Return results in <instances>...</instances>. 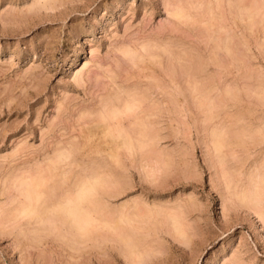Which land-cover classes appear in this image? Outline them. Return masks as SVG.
Here are the masks:
<instances>
[{
    "label": "rangeland",
    "instance_id": "374dc122",
    "mask_svg": "<svg viewBox=\"0 0 264 264\" xmlns=\"http://www.w3.org/2000/svg\"><path fill=\"white\" fill-rule=\"evenodd\" d=\"M192 2L0 0V264H264V0ZM49 167L47 202L104 180L96 231L8 217Z\"/></svg>",
    "mask_w": 264,
    "mask_h": 264
},
{
    "label": "bare ground",
    "instance_id": "6f19581e",
    "mask_svg": "<svg viewBox=\"0 0 264 264\" xmlns=\"http://www.w3.org/2000/svg\"><path fill=\"white\" fill-rule=\"evenodd\" d=\"M46 2H48V1H50V0H45ZM223 1V0H222ZM230 1V0H229ZM190 1H188V3H189ZM191 2H192V0H191ZM193 3V2H192ZM192 3H190V4H192ZM256 3H258V2H256ZM262 3V2H261ZM179 4V3H178ZM196 4V3H195ZM198 5V4H197ZM201 5V4H200ZM181 6V5H180ZM188 6H189V4H188ZM196 6V5H195ZM194 6V7H195ZM199 6V5H198ZM218 6H219V4H218ZM197 7V6H196ZM180 8H182V7H180ZM178 9L177 8V10H176V12H175V15H177V16H183V14L184 13H182V9ZM219 7H217V9H218ZM245 8V7H244ZM248 9H249V7H247ZM246 8V9H247ZM191 9V8H190ZM245 9V10H246ZM244 10V9H243ZM244 10V11H245ZM258 10V12L260 11L259 9H257ZM183 11L185 12V9H183ZM242 11V10H241ZM246 11H248V10H246ZM211 12V11H210ZM243 12V11H242ZM255 12H257V11H255ZM252 14V13H251ZM185 15V14H184ZM248 15V14H247ZM192 17V16H191ZM256 17V16H255ZM186 18H187V20H188V17L186 16ZM220 19H222V18H220ZM251 19V18H250ZM218 20V19H217ZM253 22V21H252ZM144 45V44H143ZM147 46V45H146ZM148 48H149V46H148ZM147 48V49H148ZM127 49V48H126ZM144 49H146V47L144 48ZM130 50V49H129ZM138 53V52H137ZM130 54V53H129ZM132 54H133V52H132ZM135 54V53H134ZM142 54V53H141ZM137 55V54H136ZM130 56H131V54H130ZM152 59H154V58H152ZM86 65V64H85ZM81 70H82V68L81 69H78V70H76L77 72H76V76L79 74V73H82L81 72ZM80 75V74H79ZM78 75V76H79ZM75 76V77H76ZM79 78V77H78ZM77 78V79H78ZM133 95V94H132ZM132 95H130V96H132ZM140 97V96H139ZM207 97V96H206ZM211 99V98H210ZM139 100H141V97H140V99ZM204 100V99H203ZM209 100V99H208ZM111 102V101H110ZM117 102V101H116ZM120 102V101H119ZM205 102H206V100H205ZM208 102V101H207ZM136 103V102H135ZM142 103V102H141ZM122 104V103H121ZM138 104V103H137ZM202 104V103H201ZM208 105H209V103H207ZM211 104H213V103H211ZM108 105V104H107ZM110 105V104H109ZM106 106V105H105ZM122 107V108H121ZM138 106L137 105H133V103L131 104L130 103V101H126L124 104H123V106L121 105L120 106V108L119 107H117V106H115V107H111L110 108V106H109V108L106 110V111H108V114H110V113H112L111 115H115V117L113 116H110V117H112L113 119H115V120H117V118L116 117H118V116H116V114H118L119 113V116H121L120 114L122 113V112H127V111H132L134 108L136 109ZM208 107V106H207ZM104 108V107H103ZM105 109V108H104ZM110 109L112 110L111 112H110ZM134 109V110H135ZM105 111V110H104ZM105 111V112H106ZM213 111V110H212ZM104 112V113H105ZM133 112V111H132ZM135 112H136V110H135ZM124 113H122V114H124ZM132 114V113H131ZM105 115H106V113H105ZM126 115V114H125ZM130 116V115H129ZM109 117V116H108ZM119 118V117H118ZM114 120V121H115ZM118 120H120V118L118 119ZM139 120H140V118H139ZM106 120L104 119V122H105ZM108 122H109V120H107ZM123 120L121 119V122H122ZM101 122V121H100ZM103 122V123H104ZM111 122V121H110ZM120 122V121H119ZM118 122V123H119ZM133 122H134V120H133ZM140 122V121H139ZM144 122H145V120H144ZM123 123V122H122ZM145 123H147V121L145 122ZM105 124V123H104ZM150 124H151V122H150ZM98 125H99V123H98ZM108 125V124H107ZM114 124H110L109 123V125H108V128H107V126L106 125H104L108 130L107 131H109V132H112L111 130H112V128L111 127H109V126H113ZM147 125H148V123H147ZM152 125V124H151ZM151 125H148V126H151ZM103 126V125H102ZM117 126V125H116ZM119 126V125H118ZM121 126V125H120ZM119 126V127H120ZM141 126V125H140ZM115 127V125L113 126V129H115L114 128ZM119 127H117V129L119 128ZM150 129H151V127H149ZM148 128V129H149ZM98 129V128H97ZM111 129V130H110ZM116 129V131H114V132H112V133H115V132H121V129H122V127H120L118 130ZM124 129V128H123ZM106 130V129H105ZM104 130V133H103V135L105 134V133H107L106 131ZM136 130V129H135ZM222 130V129H221ZM124 131V130H123ZM126 131H129L130 132V130L128 129V130H126V128H125V132ZM131 131H132V129H131ZM226 131V130H225ZM89 132V131H88ZM93 133H94V131H92ZM123 133L122 132V134L124 135V134H127V133ZM143 133V132H142ZM229 133V132H228ZM253 133V132H252ZM258 133V132H257ZM264 133V132H263ZM118 134V133H117ZM121 134V133H120ZM120 134H118L117 136L118 137H120L121 135ZM150 134H152V133H150ZM222 134H224V133H222ZM255 134V133H254ZM90 135V134H89ZM96 135V134H95ZM100 135H101V133H100ZM106 135V134H105ZM112 135V134H111ZM114 135V134H113ZM112 135V136H113ZM120 135V136H119ZM220 135V134H219ZM218 135V136H219ZM226 135V134H225ZM253 135V134H252ZM257 135V134H256ZM108 136H110L109 134H108ZM116 136V135H115ZM125 136V135H124ZM154 136H156V135H154ZM217 136V137H218ZM260 136V135H259ZM262 136V135H261ZM91 137V136H90ZM93 137V136H92ZM100 137H102V136H100ZM111 137V136H110ZM130 137V136H129ZM128 137V138H129ZM147 136L146 135H140V137H136V140L139 142V144H141V143H143L144 144V142H148V141H145V140H148L147 138H146ZM224 137H226V136H223V138ZM89 138V137H88ZM106 138H107V136H106ZM123 138V137H122ZM94 139H95V137H94ZM114 139V138H113ZM121 139V138H120ZM124 139V138H123ZM156 139H157V136H156ZM256 139V138H255ZM91 140H93L92 138H91ZM99 140H100V138L98 137L97 138V140L95 141L96 143L97 142H99ZM109 140V139H108ZM114 140H116V139H114ZM119 140V139H118ZM117 140V141H118ZM130 140H134V142H136L135 141V139H130ZM155 140V139H154ZM89 141L90 140H88L87 141V143H89ZM107 141V140H106ZM105 141V142H106ZM112 141V140H111ZM111 141L109 140V142L111 143ZM119 141H122V140H119ZM150 141V140H149ZM94 142V141H93ZM102 142V141H101ZM105 142H102V144L104 143L105 144ZM113 142V141H112ZM126 142V141H125ZM130 142V141H129ZM129 142H127V143H129ZM134 142H130V143H134ZM137 142V143H138ZM153 142V141H152ZM119 143V142H118ZM117 143V144H118ZM121 143V142H120ZM120 143H119V145H120ZM150 143H151V141H150ZM116 144V145H117ZM121 144H123V141H122V143ZM149 144V143H148ZM154 144V143H153ZM89 145H90V143H89ZM92 145V144H91ZM106 145V144H105ZM108 145H109V143H108ZM128 145V144H127ZM130 145V144H129ZM134 145V144H133ZM133 145H131L130 146V148L132 147L133 148ZM138 145V144H137ZM217 145H220V146H222V143L220 142V141H218V144ZM228 145V144H227ZM95 146H96V144H95ZM94 146V147H95ZM114 146V145H113ZM122 145H120V147H121ZM142 146H144V145H142ZM145 146H146V144H145ZM148 146V145H147ZM146 146V147H147ZM224 146V145H223ZM97 147V146H96ZM118 147V146H117ZM120 147L118 148V149H120ZM123 147H124V145H123ZM135 147V146H134ZM225 147V146H224ZM116 148V147H115ZM114 148V149H115ZM128 148V147H127ZM131 148V149H132ZM141 148V147H140ZM219 148H221V147H219ZM109 149V148H108ZM110 149H111V147H110ZM67 150V149H66ZM72 150V149H71ZM116 151H117V148L115 149ZM58 151V150H57ZM129 151H131L130 149H129ZM138 151H139V149H138ZM142 151V150H141ZM60 152V151H59ZM71 153V151H70V148H68V152L67 151H65L64 152V150H62L60 153L61 154H59V160L61 159L62 160V158L64 157V159H63V161L65 160V159H67L68 158V156L70 155V153ZM73 152V151H72ZM118 152H119V150H118ZM126 152V151H125ZM140 152V151H139ZM138 152V153H139ZM221 152H222V150H221ZM74 153V152H73ZM131 153V152H130ZM69 154V155H68ZM72 154V153H71ZM111 154V153H110ZM114 154H116V152L114 153ZM113 153L111 154V155H114ZM219 154V153H218ZM58 155V154H57ZM63 155V157L62 158H60V156H62ZM73 155V154H72ZM72 155L70 156V157H72ZM118 155H119V153H118ZM143 155V154H142ZM54 156H56V155H54ZM67 157V158H66ZM76 157V156H75ZM114 158H117L118 156H113ZM54 158V157H53ZM52 160V159H51ZM55 160H56V158H55ZM58 160V159H57ZM56 160V162L54 161V163H55V165H56V163H57V165L59 164L60 165V161H57ZM62 161V162H63ZM66 161V160H65ZM222 161V160H221ZM64 163V162H63ZM52 164H53V162H52ZM54 165V164H53ZM53 165H52V168L51 169H53L54 167H53ZM59 165L57 166V167H59ZM67 165V164H66ZM146 165H147V163H146ZM51 167V166H50ZM50 167L48 168V170L50 169ZM98 168V167H97ZM56 170H57V168H55ZM147 169V168H146ZM37 170V169H36ZM39 170H41V169H39ZM90 170V169H89ZM55 170H52V172H54ZM150 171V170H149ZM31 172V171H30ZM36 172V171H35ZM43 172H45V171H43ZM43 172L42 173H40V175H39V173L38 174H34V173H29V174H27L26 176H22V178L21 179H19V183H18V185H19V190H21V194L22 195H24L23 197H24V199L22 200L21 199V201H20V203H18L19 201H16V198L14 199V201L15 202H17V203H15V205L14 206H17V207H15V210H13V208H12V212L10 213L11 215L10 216H8L9 218L11 217V216H13L14 214H15V216H13V217H18V216H23V217H26V218H37L38 220H39V222L38 223H40L41 224V222L43 223V222H45V223H47V224H45L46 225V227L48 226V225H51V224H53V226H54V224L55 223H53V222H55V217L56 216H54L55 215V213H60L61 215H63V217H61V218H65L68 222H70L74 227H75V229L79 232V234H82V235H87L93 228H95V226H96V228L98 229V227L100 226V218L98 217V215H97V209H96V203L98 202H95V200L94 199H96L94 196H96V195H98V193H97V191L99 190V188L100 187H98L99 185H103V181H102V178L100 177V175L98 176V175H96V173H94V174H90V175H88V177H83V179L82 178H80L79 179V181H78V183L76 184V182L74 183L75 185L74 186H72V189L70 190V191H67V193L66 192H64V195L62 196V197H60L58 200H57V202H55L54 203V201H55V199L56 198H54V201H53V203L52 202H47V195H46V193L48 194V190H47V192H46V187H48L47 185H46V183H48L49 181L48 180H50V178H52L54 175H53V173L49 170V173H48V175H46L45 176V174L43 175ZM55 173V172H54ZM99 173V172H98ZM101 173V172H100ZM99 173V174H100ZM104 173V172H103ZM52 174V175H51ZM79 174V173H78ZM107 174V173H106ZM51 175V176H50ZM65 175V174H64ZM111 175V174H110ZM48 176V177H47ZM63 176V175H62ZM104 176H106V175H104ZM108 176V175H107ZM151 176H153V175H151ZM259 176V175H258ZM257 176V177H258ZM261 177V179L264 181V172H263V174H261L260 175ZM80 177H82V176H80ZM49 178V179H48ZM62 179V178H61ZM77 179V178H76ZM113 179V178H112ZM259 179V178H258ZM7 181V180H6ZM46 181H48V182H46ZM115 181V180H114ZM255 181H257V178H256V180H254V182ZM262 181V182H263ZM116 182V181H115ZM260 181H258V183H259ZM260 183V184H262L263 185V183ZM111 183H113V182H111ZM257 183V184H258ZM115 184V183H114ZM255 184H256V182H255ZM255 184H253V186H254V188L256 187V185ZM45 185H46V187H45ZM117 185V184H116ZM258 187H259V184L257 185ZM52 187H54V186H52ZM250 187V186H249ZM263 187H264V185H263ZM263 187H260L261 189H263ZM49 188V187H48ZM58 188V187H57ZM248 188V187H247ZM17 189V188H16ZM69 189V188H68ZM256 189V188H255ZM51 190H52V188H51ZM103 190V189H102ZM241 190V189H240ZM248 190H249V188H248ZM264 191V190H263ZM51 192H53V191H51ZM240 192V191H239ZM97 193V194H96ZM249 193H252V195H253V197H255V196H257L258 197V199H259V201L260 200H262L264 197H261L260 198V194H262V190H261V192L259 193V191L258 190H254V189H252V190H249ZM264 193V192H263ZM49 194H51L50 192H49ZM242 194L244 195V198H240V199H246L245 197L248 195L247 194V190H246V193L243 191L242 192ZM54 195V194H53ZM239 195L241 196V194L239 193ZM238 195V196H239ZM262 196V195H261ZM57 197H59V196H57ZM243 197V196H242ZM18 198H20V196L18 195ZM18 198H17V200H18ZM51 199V198H50ZM257 198H255L254 199V201L253 202H256L255 204L256 205H258V206H260L261 207V204L259 205V203H261V201L258 203V200H256ZM48 200H49V198H48ZM53 199H51V201H52ZM238 200V199H237ZM250 200V199H249ZM256 200V201H255ZM264 200V199H263ZM14 201H12V203L14 202ZM50 201V200H49ZM99 201H100V199H99ZM252 201V200H251ZM250 201V202H251ZM137 202V201H136ZM264 202V201H263ZM47 203H50V206L49 205H47ZM52 203V204H51ZM243 203V202H242ZM245 203V202H244ZM17 204V205H16ZM44 204H46V205H44ZM11 205V204H10ZM252 205V204H251ZM264 205V204H263ZM263 205H262V208H263ZM99 206V205H98ZM102 206V205H101ZM258 206H256V207H258ZM260 207H259V209H260ZM5 208V207H4ZM7 208V207H6ZM5 208V209H6ZM98 208V207H97ZM103 208V207H102ZM123 208V207H122ZM131 208V207H130ZM133 208H135V207H133ZM132 208V209H133ZM261 208V209H262ZM4 209V210H5ZM126 210H127V208H125ZM138 209V208H137ZM136 209V210H137ZM51 212H50V211ZM263 210V209H262ZM261 210V211H262ZM0 211H1V209H0ZM11 211V210H10ZM9 211V212H10ZM13 211H15V213L13 214ZM49 211V212H48ZM53 211V212H52ZM98 211H101V209L100 210H98ZM131 211V210H130ZM134 211V210H133ZM151 211V210H150ZM50 214V219H48L49 217H47V216H45L44 217V215H48V213ZM264 212V211H263ZM3 213V212H2ZM2 213H0V214H2ZM53 215H52V214ZM99 213V212H98ZM115 213V212H114ZM126 213L129 215V212H127L126 211ZM139 213V212H138ZM173 213V212H172ZM4 214V213H3ZM101 214H102V212H101ZM100 214V215H101ZM124 216H125V214L124 213H122ZM137 214V213H136ZM140 214V213H139ZM149 214V213H148ZM174 214V213H173ZM6 215V214H5ZM9 215V214H8ZM108 215V214H107ZM128 215H126L125 217H127ZM135 215V214H134ZM133 215V216H134ZM141 215V214H140ZM54 216V219H52V217ZM105 216H106V214H105ZM130 216V215H129ZM128 216V217H129ZM131 216H132V214H131ZM136 216H138V214L136 215ZM151 216V215H150ZM260 216H261V214H260ZM7 217V218H8ZM13 217H11V218H13ZM20 217H19V219L17 218V221L16 222H18L19 220L21 221V220H25L24 218L22 219V217H21V219H20ZM101 217H103V218H105L103 215H101ZM107 217V216H106ZM114 217V216H113ZM122 217V216H121ZM143 217V216H142ZM264 217V216H263ZM61 218H59V219H61ZM111 218H112V216H111ZM119 218V217H118ZM133 218V217H132ZM135 218V223L136 222H139V220H137V217H134ZM141 218V217H140ZM148 219H149V217H147ZM53 221H52V220ZM64 219V220H65ZM124 220H126L125 218H123ZM139 219V218H138ZM5 220H7V219H5ZM9 220V219H8ZM35 220V219H34ZM38 220H36V222L34 223V224H37V227H38V223H37V221ZM45 220H49L48 222L49 223H51L50 222V220L52 221V223L51 224H49L47 221H45ZM62 220V219H61ZM104 219H102V221H103ZM114 220V219H113ZM116 220V219H115ZM137 220V221H136ZM11 221V220H10ZM12 221H15L14 220V218L12 219ZM31 221V220H30ZM30 221L28 220V222L30 223ZM63 221V220H62ZM100 221V222H99ZM105 221V220H104ZM107 221V220H106ZM111 221H112V219H111ZM130 221V220H129ZM129 221H128V224H129ZM141 221V220H140ZM34 221L32 220V223H33ZM67 222V223H68ZM99 222V223H98ZM113 222V221H112ZM127 222V221H126ZM125 222V223H126ZM131 222H132V220H131ZM178 222H179V220H178ZM61 223V222H60ZM59 223V224H60ZM67 224L65 221H63L62 222V224ZM104 223V222H103ZM105 223H107V222H105ZM118 223V222H117ZM124 223V222H123ZM124 223V224H125ZM133 223V222H132ZM141 223V222H140ZM58 224V225H59ZM97 224H99V225H97ZM102 224V223H101ZM109 224V223H108ZM113 224H114V222H113ZM120 224V223H119ZM118 224V225H119ZM69 225V224H68ZM105 224H103V226H104ZM129 225H131V224H129ZM133 225V224H132ZM137 225V224H136ZM183 225V224H182ZM181 225V226H182ZM44 226V225H43ZM43 226H41V227H43ZM107 226H109V225H107ZM126 226V225H125ZM37 227H36V229H37ZM112 227V226H111ZM114 227H116L115 225H114ZM118 227V226H117ZM48 228V227H47ZM45 229V228H42V230L41 231H39L40 233H42V231H45L46 232V230H49V228L48 229ZM72 228V227H71ZM95 228V229H96ZM113 228V227H112ZM130 228H132V227H130ZM136 228H138V227H136ZM140 228V227H139ZM183 228V227H182ZM61 229V228H60ZM95 229H93V231L95 230ZM103 229V228H102ZM120 229H121V225H120ZM119 229V230H120ZM124 229V228H123ZM179 229V228H178ZM178 229H176V230H178ZM109 230V229H108ZM113 230V229H112ZM111 230V231H112ZM116 230H118V229H116ZM184 230V229H183ZM76 231V232H77ZM93 231H92V233H93ZM96 231V230H95ZM110 231V230H109ZM114 231H115V229H114ZM123 232V231H122ZM125 232H126V230H125ZM185 233V232H184ZM119 234V233H118ZM71 235V234H70ZM81 235V236H82ZM137 235V234H136ZM69 236V235H68ZM72 236V235H71ZM74 236V235H73ZM80 236V237H81ZM120 236V235H119ZM83 237H85V236H83ZM122 237V236H121ZM82 238V237H81ZM131 238V237H130ZM76 242V241H75ZM130 242V241H129ZM131 243V242H130ZM132 243H133V241H132ZM134 248H135V246H134ZM127 252V251H126ZM140 253V252H139ZM144 253V252H143ZM145 254V253H144ZM130 256V255H129ZM139 259V258H138Z\"/></svg>",
    "mask_w": 264,
    "mask_h": 264
}]
</instances>
